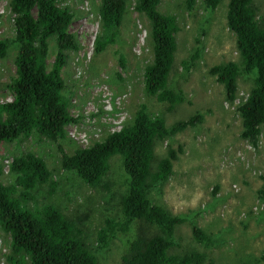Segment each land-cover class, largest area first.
<instances>
[{"label": "trees", "instance_id": "1", "mask_svg": "<svg viewBox=\"0 0 264 264\" xmlns=\"http://www.w3.org/2000/svg\"><path fill=\"white\" fill-rule=\"evenodd\" d=\"M161 1L100 0V31L94 41V53L116 44L127 7L134 2V9L149 21L153 44V60L144 69L145 91L172 110L186 98L182 88L170 84L180 25L175 13L160 9ZM221 1L201 3L205 10L215 11ZM196 2L186 0L187 8L192 9ZM59 3L8 0L13 29L10 36L0 37V58L12 57L16 71L7 83L12 100L0 102V142L33 136L51 141L66 139V126L79 120L70 111L72 92L66 93L62 77L69 51L79 48L76 35L69 31L74 11ZM225 20L236 35L239 60L220 61L208 71L224 85L225 97L232 102L238 95L239 77L252 80L237 111L242 117L240 137L257 146L264 126V11L256 0H229ZM52 39L55 59L48 69ZM196 41L202 42L199 37ZM201 50L196 46L189 58L182 59L185 72L195 64ZM120 60L125 63L123 55ZM203 117L202 112L194 113L168 125L164 115L151 113L141 103L121 129L108 131L87 147L77 146L72 153L61 148L60 169L79 176L108 202L101 222L93 228V213L99 212L94 194H88L85 202L77 203L73 212L68 213L63 205L52 200L61 178L54 177L42 155L32 149L14 155L9 164L13 179L8 183L3 181L5 173L0 161V228L9 237L4 264H99V254L121 235V264H202L205 256L198 251L172 252L176 247V227L188 219L155 202L152 192L171 178L174 161L184 151L181 144L175 149L170 141L166 155L159 157L155 149L158 140L172 138L188 126H197ZM115 154L122 158L121 181L106 177ZM121 182L124 187H120ZM79 185L80 181L76 186ZM43 186L46 200L40 204L38 193ZM219 188L215 184L213 194ZM257 194L264 203V184L257 188ZM68 195L70 191L64 194L67 202L71 200ZM260 217L264 222V208ZM136 220L153 227V232L146 233L143 226L139 231L134 229ZM192 236L206 246L215 242L196 222L192 224ZM259 260H264V252Z\"/></svg>", "mask_w": 264, "mask_h": 264}, {"label": "rangeland", "instance_id": "2", "mask_svg": "<svg viewBox=\"0 0 264 264\" xmlns=\"http://www.w3.org/2000/svg\"><path fill=\"white\" fill-rule=\"evenodd\" d=\"M196 1L192 9L187 8L186 0H162L159 6L178 18V48L170 84L182 88L186 94L183 103L168 110L144 88V69L153 60V44L149 37V21L134 9V2L127 7L116 44L95 54L92 38L100 30L97 12L100 0H59L60 5L70 6L74 11L69 31L76 35L79 48L69 51L62 77L66 93L72 92L70 111L79 120L66 126V139L51 141L33 136L0 142V161L6 166L14 155L28 149L42 155L54 171V177L61 178L52 200L63 205L68 213L73 212L77 203L85 202L88 194H94L99 212L93 213V228L101 222L108 202L79 176L76 175L80 185L76 186L79 182L76 176L60 169L61 148L72 153L75 147H86L107 131L119 129L141 103H145L151 113L164 115L168 125L202 112L203 121L197 126H188L172 138L158 140L155 147L159 157L166 155L170 141L175 149L181 144L184 150L174 161L171 178L152 192L155 202L175 214L187 216L188 220L176 227V247L172 252L198 251L205 256L202 264H209V261L213 264H264V260H259L264 252V222L260 217L264 203L257 196V188L264 184V126L257 146L241 138L242 117L237 106L246 97L252 80L239 77L238 95L232 102L225 97L224 85L208 71L220 61L239 60L236 35L225 20L229 0H222L215 11L205 10L201 0ZM256 4L264 11V0H256ZM11 19L8 0H0V37L11 35ZM197 37L201 43H197ZM54 44L52 39L48 69L55 59ZM196 46L202 48L200 57L185 72L181 61L189 58ZM121 55L125 57L124 64ZM15 71L12 57L0 58V101L13 98L7 83ZM111 161L112 167L106 177L121 181L122 158L115 154ZM2 178L5 183L13 179L6 171ZM215 184L220 188L213 194ZM124 186L121 182L120 187ZM66 191H70L71 196L68 202L64 196ZM45 192L46 187H41L40 204L46 200ZM194 222L212 235L215 242L206 246L196 241L192 236ZM141 226L146 233L153 232V227L142 220L133 223L138 231ZM8 239L0 228V263L5 261ZM122 242L121 235L99 252V264H121Z\"/></svg>", "mask_w": 264, "mask_h": 264}, {"label": "clouds", "instance_id": "3", "mask_svg": "<svg viewBox=\"0 0 264 264\" xmlns=\"http://www.w3.org/2000/svg\"><path fill=\"white\" fill-rule=\"evenodd\" d=\"M99 31H100V30H99ZM97 34H98V33H97ZM97 34H96V36H97ZM96 36H95V37L93 36V38H92L93 45H94V41H95ZM62 70H63V69H62ZM246 96H247V95H246ZM10 100H12V99H10ZM5 101H9V100H5ZM0 102H3V101H0ZM163 104H164V105L167 107V109H168V106H167L165 103H163ZM168 110H169V109H168ZM131 117H132V116H130L129 119H130ZM129 119H128V120H129ZM165 120H166V119H165ZM126 121H127V120H126ZM126 121H125V122H126ZM166 123H167V122H166ZM171 124H172V123H171ZM122 127H123V125H122L119 129H121ZM119 129H118V130H119ZM107 132H108V131H107ZM107 132H106V133H107ZM180 132H181V131H180ZM241 138H242V137H241ZM243 139L246 140V141H249V140L246 139V138H243ZM249 142H251V141H249ZM92 143H93V142H92ZM92 143H90L89 145H91ZM89 145H88V146H89ZM80 147H81V146H80ZM86 147H87V146H86ZM11 161H12V160L10 159V161L7 163L6 166H5L4 163H3L4 173H5V171H6L7 173H9V164L11 163ZM263 208H264V206H263ZM5 262H6V257H5V261H3V262L0 263V264H4Z\"/></svg>", "mask_w": 264, "mask_h": 264}]
</instances>
